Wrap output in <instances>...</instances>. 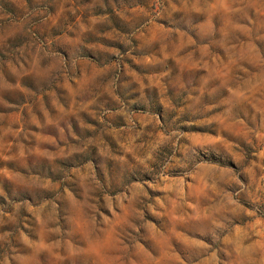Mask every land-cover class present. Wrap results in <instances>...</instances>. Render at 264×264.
Returning <instances> with one entry per match:
<instances>
[{"label": "rangeland", "instance_id": "obj_1", "mask_svg": "<svg viewBox=\"0 0 264 264\" xmlns=\"http://www.w3.org/2000/svg\"><path fill=\"white\" fill-rule=\"evenodd\" d=\"M0 264H264V0H0Z\"/></svg>", "mask_w": 264, "mask_h": 264}]
</instances>
